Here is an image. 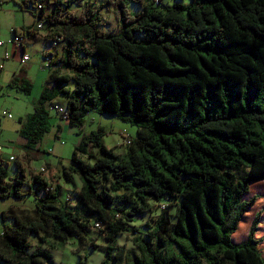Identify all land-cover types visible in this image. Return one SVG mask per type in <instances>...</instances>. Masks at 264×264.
Here are the masks:
<instances>
[{
    "label": "trees",
    "instance_id": "1",
    "mask_svg": "<svg viewBox=\"0 0 264 264\" xmlns=\"http://www.w3.org/2000/svg\"><path fill=\"white\" fill-rule=\"evenodd\" d=\"M75 1L46 0V15L42 2L18 3L35 7L44 39L62 44L63 54L58 69L44 54L55 69L33 113L19 119L24 148L39 149L51 128L46 104L59 96L69 128L97 112L134 126L136 135L122 156L102 143V128L81 137L61 172L67 183L72 175L81 182L74 207L73 197H58L57 172L43 168L22 192L23 165L13 160L16 175L5 182L0 158V200L37 194L31 214L3 212L13 224L0 235V264L49 263L48 238L83 243L91 228L108 242L100 264H264V212L246 240L233 243L257 200L244 199L250 185L264 181V0H133L137 13L125 0H108L117 34L101 30L93 3L70 12ZM9 87L29 95L33 86L16 77ZM155 209L152 227L131 228ZM129 228L132 248L112 244Z\"/></svg>",
    "mask_w": 264,
    "mask_h": 264
},
{
    "label": "rangeland",
    "instance_id": "2",
    "mask_svg": "<svg viewBox=\"0 0 264 264\" xmlns=\"http://www.w3.org/2000/svg\"><path fill=\"white\" fill-rule=\"evenodd\" d=\"M3 1V0H2ZM6 4L9 3L4 8H8L12 5L9 0H4ZM53 0H49L51 3ZM66 2L67 0H63ZM108 0H76L70 4L69 11L78 14L80 11V5L85 2L93 3L96 8L101 9L102 25L101 30L104 33L117 34L119 32V25L116 19L114 9L112 6L105 4ZM151 1V0H150ZM162 6H171L174 3L188 4L191 0H159ZM12 2V1H11ZM21 2V0H17ZM44 3L46 5V0H36L37 3ZM125 6L130 13H137L139 11V6L133 2V0H125ZM52 10L51 5L45 6L44 15L50 13ZM37 10L31 8L28 5L23 13L16 14V26L17 28L23 23H26L32 19V16H36ZM7 22V19L4 20ZM39 33L44 34L45 32L39 31ZM3 42L9 44V38L3 39ZM8 40V41H7ZM27 46V45H26ZM52 44L44 40L43 38H37L35 41L31 42L26 48V55H28L30 61L25 65H19L22 68L26 67L28 74L31 76L32 91L29 95H23L18 89L10 88L7 83L0 82V147L2 160L4 162L3 166L7 171V177L5 182H10L14 179L16 175V168L14 161H10L9 157H13L14 160L18 159L22 161L24 171L26 173L25 185L22 188V192H27L29 190V185H32L31 175L40 172L41 168H48L50 171L57 172L59 179L54 186L58 185L60 190L57 192L58 197L61 201H65L68 197H73L70 207H74L75 204V194L79 191L81 182L77 175H72V182L67 183L62 178V171H67L68 167L71 166V157L74 148L78 145L82 136L89 135L92 132H97L99 128L104 131V136L102 137V143L111 149L116 155L122 156L126 151L125 135L130 138L135 137L136 128L128 123L121 121L120 119L111 115H101L97 112H90L84 118V123L80 128H69L65 121H63L58 114L52 109L53 106H59L64 108L65 99L59 96L54 101L47 103L46 106L50 113V124L51 128L49 132L44 136L41 143L36 146L39 147L37 150L28 151L30 156H23L26 153L25 149L18 144V133L17 130L20 128L19 118L26 116V114H32L34 107L37 106L39 97L45 87V80L50 74V70L54 67H46L43 62L44 54H52ZM48 49V50H47ZM57 51H62V44H57L55 46ZM47 50V51H46ZM50 50V51H49ZM49 56V55H48ZM51 57V56H49ZM62 60V58H60ZM68 88L73 87V83L69 82ZM10 115L8 118L6 115ZM59 131V132H57ZM93 156L96 153L90 150ZM48 174V173H46ZM48 177V176H47ZM32 190L35 188L32 186ZM37 194L33 192L31 195L24 196L22 198H8L5 200H0V235L3 232L5 225H12L13 219L6 218L3 219V212H7L12 209L16 211V214L20 217H25L31 214L34 204L35 197ZM257 196V200L249 214L246 224L242 226L238 234L233 237L234 244H240L246 240L250 226L254 220L257 213L264 212V181L255 182L250 185L249 193L245 195V200L250 199L252 196ZM173 208L170 212H173ZM159 210L155 209L150 214L144 215L142 218L137 217L136 222L131 223V228L137 231H145V226H153L155 217L158 215ZM261 222L263 223L258 235L264 236V213L261 216ZM130 228L126 233L115 237L114 242L117 246H126L127 249L132 248L131 239L134 234H130ZM50 243L54 244L55 249L50 250L51 262L44 264H79V262L84 261L85 264H100L106 259L107 254L105 251L108 242L103 239L99 233L91 228L89 231L86 241L81 243L75 238L68 239L65 244H62L58 240L48 238ZM30 240L33 244H36V239L34 236H30ZM95 245V247L91 246ZM264 251V243H262ZM31 250H34L31 249Z\"/></svg>",
    "mask_w": 264,
    "mask_h": 264
},
{
    "label": "crops",
    "instance_id": "3",
    "mask_svg": "<svg viewBox=\"0 0 264 264\" xmlns=\"http://www.w3.org/2000/svg\"><path fill=\"white\" fill-rule=\"evenodd\" d=\"M9 1L10 3H12V5L9 6L8 8H4V6H7L9 3L6 2V4H4L5 1L0 0V3H1V6H0V37H2L3 39L9 38L8 40L10 41L13 35L12 34L13 31H15L17 34L23 33L24 31L35 26L40 20L34 15L32 16V19L30 21L23 23L21 26L17 28L16 23H15L17 20L16 14L23 13V10L18 6L19 2H17V0H9ZM5 19H7V22H4ZM44 34L39 33V31H37V33H34L31 36H28L26 43L23 45L22 48H15L10 43L8 44L7 42L6 43L3 42L4 40L0 38V42L3 43V45L0 46V66H2V68L0 69V82L5 81L7 85L9 86L10 82L16 77H24L26 80L31 82V76L28 74L27 68L26 67L22 68L21 66L19 67V65H25L27 62L30 61L29 59L26 63L22 64L21 63L22 55L26 54V48L29 44H31V42L35 41L37 38L44 39V36H45ZM51 49H52V54H53V63L56 64L55 68L58 69V67L62 66V63L60 62L61 61L60 58H62L63 56L62 51H57L55 49V46H52ZM5 55H8L9 57L5 59L4 58ZM46 81L47 79L45 80V84H46ZM27 115L28 114H26V116ZM19 119H23V117L22 118L20 117ZM0 131H2L1 122H0ZM17 133L19 135V129L17 130ZM24 144H25V140L19 135L17 145L24 148ZM25 152L26 153H24L23 156L29 157L30 153H28L27 150ZM2 155L3 153L0 154V158H2ZM16 162L20 163L21 165L23 164L22 161L18 159L16 160Z\"/></svg>",
    "mask_w": 264,
    "mask_h": 264
},
{
    "label": "built area",
    "instance_id": "4",
    "mask_svg": "<svg viewBox=\"0 0 264 264\" xmlns=\"http://www.w3.org/2000/svg\"><path fill=\"white\" fill-rule=\"evenodd\" d=\"M0 6H1V3H0ZM40 8V6H39ZM43 28H44V25L41 23V22H38L35 26H33L32 28L29 29V32H31L32 34L34 33H37V31H43ZM9 43L11 45H13L15 48H22L23 45L26 43V39L23 35V33H20V34H17V33H14L12 35V38L11 40L9 41ZM52 46H56V42H52L51 43ZM3 43L0 42V46H2ZM9 56L8 55H5V59H7ZM29 60V57L28 55L26 54H23L22 55V58H21V63H26L27 61ZM43 62L45 63V66L48 67L49 66V63L51 62V57H49L48 55H44L43 56ZM2 68V66H0V69ZM52 109L56 112V114H58L60 116V118L66 122L67 120V111L65 108H62V107H59V106H53ZM3 115H6V113H3ZM8 118H11L10 115H6ZM126 138H125V144L126 145H129L130 144V138L128 135H125ZM0 154H1V147H0ZM9 160L10 161H13L14 158L13 157H9ZM44 169L41 168L40 169V172H43ZM96 227H99L98 224L95 225Z\"/></svg>",
    "mask_w": 264,
    "mask_h": 264
}]
</instances>
